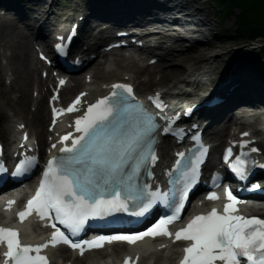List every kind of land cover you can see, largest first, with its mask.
<instances>
[{
  "label": "snow or ice",
  "instance_id": "obj_1",
  "mask_svg": "<svg viewBox=\"0 0 264 264\" xmlns=\"http://www.w3.org/2000/svg\"><path fill=\"white\" fill-rule=\"evenodd\" d=\"M60 47L57 46L58 50ZM112 87L127 96L132 95L130 85L115 84ZM80 103L81 99L77 97L72 105L60 110L58 114L77 111L76 106ZM126 110L124 96L116 91L110 97L88 106L85 114L75 121L76 131L82 135L72 140L71 147L60 149L61 153L69 155L53 157L47 162L35 195L27 202L25 211L17 214L21 222L33 211L41 219L53 218L51 214L54 213V219L75 232L89 218L126 211L129 200L141 201V215L149 209L159 193L146 194L147 185L137 186L133 176L138 174L139 166L145 160L155 162L156 156L151 150V133L158 125L153 122V117L152 121H145V127L141 131L129 136L127 121L122 120ZM164 130L168 131L167 128ZM69 138L66 135L61 138V142ZM145 148L149 150V155L141 154ZM251 151L258 150L252 148ZM231 155L232 150L228 149L226 158ZM31 163L32 158L20 164L14 174L22 173ZM230 168L239 178H247L244 159L237 157ZM3 170L5 169L0 165V171ZM122 191L127 193L123 199ZM181 195L186 198L187 191ZM227 198L230 203L224 206L223 214L212 209L206 215H197L175 234L176 240L192 241L190 246L184 248L180 264H216L217 261L222 264H264V219L233 214L239 211L235 207L239 201L231 192H228ZM209 199L218 197L213 194ZM12 203L14 201H9V206ZM173 219H162L143 233L101 238V241L106 239L108 242L120 240L135 243L147 236L171 237L172 233L167 230V225ZM59 237L58 240V234L53 233L50 241L52 246L57 242L70 243L73 248H81L83 254L81 245L71 243L63 233H59ZM0 243H6L8 249L4 253L5 264H8L9 259L12 264H48L47 257L39 255L48 243L37 246L22 245L19 232L4 227H0ZM101 246V242H88V247ZM124 264H131V258H126Z\"/></svg>",
  "mask_w": 264,
  "mask_h": 264
},
{
  "label": "bare ground",
  "instance_id": "obj_2",
  "mask_svg": "<svg viewBox=\"0 0 264 264\" xmlns=\"http://www.w3.org/2000/svg\"><path fill=\"white\" fill-rule=\"evenodd\" d=\"M123 1H130V0H123ZM100 8L105 9V7L99 4L95 5V9H100ZM106 9L107 10H100L101 11L100 13H96L97 17L93 16V18L99 21H108V20H111V11H115V12L121 11L120 8H116L115 6L109 7ZM149 11L150 10H147V9L142 10L140 12V16ZM94 14H95V11H94ZM126 16L127 15L123 14L122 19L126 20ZM3 30H5V35L7 39L10 40V42L6 44H1L2 51H3L2 55H4L5 59H8V57H6L4 50L6 48L12 50L10 58L6 61V64H4V67H3L4 73H6L7 75L8 72H11L12 73L11 76L16 77V80H14L15 88L20 90L22 94L24 95V97L22 98L23 101L25 103L29 102L30 101V99L28 98L29 89L33 87L34 85L40 84V80H39L38 72H37L40 64L37 62L36 58L34 57L33 51L30 47L31 39L23 31V28L20 26H18L17 30L13 31V33L10 34V31L12 30L11 25L6 20H1L0 22V31H3ZM204 30L205 32H209V27L208 29L205 27ZM95 35L96 33L94 32L93 36L95 37ZM44 41L46 42L47 39H45ZM180 41H181L180 39H174V43L177 46L179 45ZM3 42L4 41H2V43ZM215 53H218V54L221 53L220 58H218L221 60L220 61L221 63L223 61L222 59L223 56H227L230 59H235V66L240 67L239 69H243L247 65L246 63H248V59H247L248 49L246 50L244 46L241 48H230L227 51L226 49H222V51L219 50L218 52H215ZM205 56L211 59L215 57V54L210 55V56L208 55H205ZM146 61L147 59L145 60V62ZM220 62L218 63L217 68L214 67L213 69H210V70H205L204 68H201L204 71V72L202 71V73H204V75L202 76V79H204V77L208 75H212L213 71L215 70L218 71L220 69ZM123 63L125 65H123ZM155 68L157 67H153V68H148L146 66L140 67L134 61L125 62L124 60L114 58V67L112 71L107 73L103 71L102 68L100 69V67L94 68L93 76H92V83L88 85L87 87L89 89H92V88H97L101 83L122 81L125 75H130L131 81L133 83H136L138 79L140 78V75H142V73H146L145 75H148L150 78H152L154 75L153 70ZM224 70L225 72L227 71L226 68H224ZM225 72L223 74H225ZM181 73H182V64L181 63L174 64L172 68L170 69V74L173 76L171 78V81H174L175 83H179V81L181 80L180 79ZM199 76L200 75H197V77ZM150 83L155 84L154 82H152L151 79H149L148 85H150ZM148 85L139 83L136 86V89L141 94L149 93L147 92V89H149ZM80 87L82 88V86ZM255 93L256 95H258L257 91H255ZM240 100L247 101L248 100L247 95L245 93L243 94L237 93L229 101H227L223 106L216 108L212 112L213 120L211 123L215 125V127H217L220 119L226 116L227 113L234 107L236 102ZM11 108L14 111H18L15 115L16 118L18 119L26 118L27 113L22 108L21 103L14 100L12 102ZM38 110L39 112L34 115V118L28 121V128L32 135L36 136L38 139L42 141V139H44L45 137V130L43 127V124H44L43 117L46 111V107L43 102L39 104ZM0 115L3 118V121L5 122L2 125V128L3 130L6 131L7 130L6 122L8 123L10 119L7 117V115L5 116L4 113L2 112H0ZM114 248L121 250L124 247L116 246ZM99 255H101L102 258L104 257L103 254H99ZM152 258L154 259L153 264H165L167 261H169V258H162L158 254L152 256ZM73 264H90V261H88L87 259L80 260V261L75 260Z\"/></svg>",
  "mask_w": 264,
  "mask_h": 264
},
{
  "label": "rangeland",
  "instance_id": "obj_3",
  "mask_svg": "<svg viewBox=\"0 0 264 264\" xmlns=\"http://www.w3.org/2000/svg\"><path fill=\"white\" fill-rule=\"evenodd\" d=\"M72 3L69 2L67 3V7H72ZM197 7H200L199 5H197ZM59 8V7H58ZM67 10H71V9H67ZM212 12V11H211ZM216 14L218 13H215V12H212V15L211 16H215ZM200 17L199 18H205V15H201L199 14ZM236 15V11H233V13L231 14V16L229 18H225L224 16H221L220 18V26L217 27L216 30H212L210 33H209V36L207 39H204V38H200L196 35H192L194 37V39L198 40L201 42V44H204V43H207L208 40H210V42L216 47L218 48V51H222V49H226V51L230 48H241L244 46V48L247 50L248 49V61L249 63H246L247 65H251V64H254V65H257V63H254V57L251 55V53H249V49L251 48H257L254 50V55L256 56V53H257V50H259V48H261L262 45H264V40H256L253 44H249L247 43L245 40H241V39H237L236 38V35H235V22H234V16ZM202 16V17H201ZM61 20V19H60ZM0 22H1V19H0ZM92 23H100V22H96L95 19H92ZM101 24V23H100ZM5 31H0V44L2 43V41H4L3 43L6 44L8 42H10L9 39H7L6 35L4 34ZM213 36H215L213 38ZM241 46V47H240ZM202 47H205L204 50L201 48L200 49H196L194 51H191V52H187L185 55H179L177 56V58L175 60H173L170 65L167 67L166 70H163L162 72V77H163V82L161 83H158V80H157V76H154L153 77V81L154 82H157V84L155 85H148L149 89H147V91H151L153 89H156V88H162L165 86V84L167 82H169L171 80V78L173 77L171 74H170V70L168 71V69H170L172 67V65L174 64H177V63H181V64H188V62L190 61H202L203 60V56L205 54H208L209 52V49L207 48V46H202ZM9 50V51H7ZM5 54L7 55H10L12 50L6 48L4 50ZM217 52V51H216ZM224 53V51H223ZM223 62L221 63L220 62V59H217L216 62H220V67L221 68H226L232 64H235V59H230L228 58L227 56H223ZM6 63V60L3 59L2 57V49L0 48V65L1 64H4ZM143 74L145 73H142L141 76H144ZM5 73H4V70H3V66L1 65L0 66V112L2 113H7V114H12V112L10 111V106L12 105L11 104V101L12 99L14 100H17L15 97L18 95V94H21L22 93L18 90H16V88L12 87L14 85V83L12 84V86H7L5 84ZM261 84H259V87H260ZM30 90V89H29ZM29 95V93H28ZM19 103H21L22 105L25 106V109L26 111L28 110V103L24 102L23 99H20V100H17ZM24 102V104H23ZM249 108H252L254 109L253 107L251 106H248ZM27 114L28 111H27ZM27 117H29V115H27ZM27 119V118H26ZM25 119V120H26Z\"/></svg>",
  "mask_w": 264,
  "mask_h": 264
},
{
  "label": "trees",
  "instance_id": "obj_4",
  "mask_svg": "<svg viewBox=\"0 0 264 264\" xmlns=\"http://www.w3.org/2000/svg\"><path fill=\"white\" fill-rule=\"evenodd\" d=\"M227 13L237 11V39L254 42L264 39V0H214Z\"/></svg>",
  "mask_w": 264,
  "mask_h": 264
}]
</instances>
